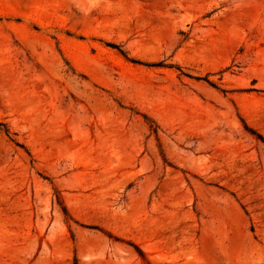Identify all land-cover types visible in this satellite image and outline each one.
I'll list each match as a JSON object with an SVG mask.
<instances>
[{
    "label": "rangeland",
    "instance_id": "obj_1",
    "mask_svg": "<svg viewBox=\"0 0 264 264\" xmlns=\"http://www.w3.org/2000/svg\"><path fill=\"white\" fill-rule=\"evenodd\" d=\"M0 264H264V0H0Z\"/></svg>",
    "mask_w": 264,
    "mask_h": 264
},
{
    "label": "bare ground",
    "instance_id": "obj_2",
    "mask_svg": "<svg viewBox=\"0 0 264 264\" xmlns=\"http://www.w3.org/2000/svg\"><path fill=\"white\" fill-rule=\"evenodd\" d=\"M0 239H2V240L4 239V236H3V235H1V234H0Z\"/></svg>",
    "mask_w": 264,
    "mask_h": 264
}]
</instances>
